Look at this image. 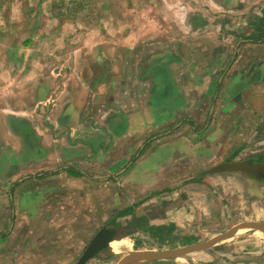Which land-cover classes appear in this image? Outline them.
Instances as JSON below:
<instances>
[{"label": "crops", "instance_id": "1", "mask_svg": "<svg viewBox=\"0 0 264 264\" xmlns=\"http://www.w3.org/2000/svg\"><path fill=\"white\" fill-rule=\"evenodd\" d=\"M183 2L186 34L138 38L132 98L125 84L113 104L109 85L105 99L89 100L82 80L58 92L38 63L16 103L9 79L0 264H76L80 245L105 228L115 231L111 246L125 230L122 238L143 233L161 251L264 224V0H196L198 11ZM50 99L59 100L48 113ZM244 161L250 170L216 169ZM171 261L191 260L156 263Z\"/></svg>", "mask_w": 264, "mask_h": 264}, {"label": "rangeland", "instance_id": "2", "mask_svg": "<svg viewBox=\"0 0 264 264\" xmlns=\"http://www.w3.org/2000/svg\"><path fill=\"white\" fill-rule=\"evenodd\" d=\"M187 1L192 11H198L196 0ZM183 4V0H0V94L6 95L9 79H15L10 89L14 88L15 102L20 101L22 80L41 63L48 82L52 86L59 84L58 92L82 80L89 83V100L105 99L109 85L116 93L111 97L113 104L120 86L125 84L132 98L141 56L138 38L174 30L180 33L172 35L176 39L186 34L182 19L189 6L184 8ZM162 15L170 17L169 21L161 23ZM7 63L13 67L8 74L1 70ZM90 63L92 75L85 65ZM51 100L43 104L45 112H51L59 99ZM117 223L121 221L115 219L110 225ZM116 233V242L86 264H118L131 253L156 249V244L142 232L124 238L125 230ZM224 233L219 231L218 235ZM89 242L80 245L78 260ZM189 256L191 261L170 264H264V233L243 229L209 250Z\"/></svg>", "mask_w": 264, "mask_h": 264}, {"label": "water", "instance_id": "3", "mask_svg": "<svg viewBox=\"0 0 264 264\" xmlns=\"http://www.w3.org/2000/svg\"><path fill=\"white\" fill-rule=\"evenodd\" d=\"M217 170H237L245 169L250 170L251 165L249 162H230L223 163L216 167ZM243 229H256L264 233V224L257 221L243 222L231 228L224 234L217 235L206 242L184 246L182 248L171 249V250H141L131 253L122 258L118 264H148L156 261L171 260L186 256L192 253L209 250L213 246H216L220 242L230 239L232 236L237 234ZM115 231L113 229H101L91 242L86 247L84 253L79 258L76 264H86L90 259L94 258L95 255L100 253L102 250L110 246L113 241Z\"/></svg>", "mask_w": 264, "mask_h": 264}, {"label": "trees", "instance_id": "4", "mask_svg": "<svg viewBox=\"0 0 264 264\" xmlns=\"http://www.w3.org/2000/svg\"><path fill=\"white\" fill-rule=\"evenodd\" d=\"M261 171L263 172L264 171V168H261Z\"/></svg>", "mask_w": 264, "mask_h": 264}, {"label": "bare ground", "instance_id": "5", "mask_svg": "<svg viewBox=\"0 0 264 264\" xmlns=\"http://www.w3.org/2000/svg\"><path fill=\"white\" fill-rule=\"evenodd\" d=\"M110 246H111V244H110Z\"/></svg>", "mask_w": 264, "mask_h": 264}, {"label": "flooded vegetation", "instance_id": "6", "mask_svg": "<svg viewBox=\"0 0 264 264\" xmlns=\"http://www.w3.org/2000/svg\"><path fill=\"white\" fill-rule=\"evenodd\" d=\"M98 233V232H97Z\"/></svg>", "mask_w": 264, "mask_h": 264}]
</instances>
